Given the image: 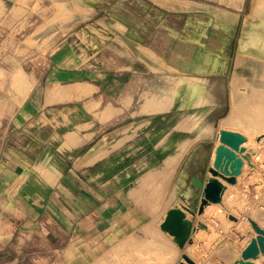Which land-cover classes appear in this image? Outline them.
<instances>
[{
  "label": "crops",
  "instance_id": "crops-1",
  "mask_svg": "<svg viewBox=\"0 0 264 264\" xmlns=\"http://www.w3.org/2000/svg\"><path fill=\"white\" fill-rule=\"evenodd\" d=\"M172 1L0 0V264H89L94 246L99 258H106L112 246L125 244L131 234L138 236L144 226L154 227L155 210L141 200L154 197L155 182L162 180L168 164L182 156L191 142L182 143L187 139L182 130L186 120L174 110L167 113L172 109L165 105L170 90L155 91L154 100L164 103L155 112L139 113V107L130 113L135 120L131 125L119 124L130 111L120 102L135 100L139 61L147 68L152 65L147 56L145 62L139 60V49L165 61V69L170 65L181 71L200 61L201 54L215 55V71L196 75L212 86L213 100H225L232 37L243 19L241 15L235 20V14L245 2L236 7L231 1L187 0L225 11L212 16L188 12L185 5L175 8ZM35 2L52 7V20L67 23L57 25L50 51L43 54L36 49L37 55L27 57L32 51L22 53V39L39 17L13 11ZM54 5L62 6V12H53ZM108 21L116 25L103 27L102 22ZM214 21L227 27L222 28V23L215 27ZM86 22L96 25L86 26ZM108 31L125 44L109 46ZM123 46L132 53L125 70ZM128 95L133 98L126 99ZM110 103L123 112L107 115ZM97 104L102 106L100 111L93 108ZM226 112L223 109L219 118ZM191 159L179 178L180 188L189 180ZM243 174L230 186V196ZM192 190H186L184 198H191ZM181 194L166 209L159 226L171 208L184 203ZM217 206H207L203 215L217 216ZM203 215L193 217L191 244L178 248L182 257L187 255L196 264L201 263L193 259L189 247H198L195 236L209 234ZM251 239L238 245L233 241V264ZM208 255H203L204 264H226L224 258Z\"/></svg>",
  "mask_w": 264,
  "mask_h": 264
},
{
  "label": "rangeland",
  "instance_id": "rangeland-1",
  "mask_svg": "<svg viewBox=\"0 0 264 264\" xmlns=\"http://www.w3.org/2000/svg\"><path fill=\"white\" fill-rule=\"evenodd\" d=\"M230 1L234 6L239 7L243 0H221V2H228L229 4ZM172 4H175L174 7L178 9H184L183 6L185 5V10L188 12L199 11L204 14L208 13L212 16H216V14H219L218 12L225 13L220 7H210L205 4H198V6L196 5L197 2L193 1L183 0L176 4L173 0ZM51 8L50 5L35 2L31 5H25L22 10L14 9L13 11L14 13L24 14L31 12L37 18L39 17L37 23L32 25V27H28L27 33L22 39H25V42H23L24 45L22 46L21 44L20 46L22 53L25 52V49L26 51L27 49L28 51H32L27 53V57L37 55L36 49L43 54L50 51L54 44L57 25L67 23L66 21H59L57 19L52 20V15H50ZM53 8V12H62V6L60 5H54ZM238 12L239 13L235 14V20L241 15L243 19L237 22V27L234 30V37H232L234 41L231 43L232 46L229 53L231 64L230 84L227 85V96H225V100L220 101L215 99L213 103L198 105L193 102L192 93L187 91L185 88L186 84L181 81L184 80L183 78L185 77H195L196 80L205 83L210 90L212 86L196 75V73L214 72V67L217 64V58L213 60L215 55L201 54L202 59L199 57V60H201L193 63L196 71L179 72L172 68L165 69L164 63H167L164 60L163 63L158 59H154L152 54L151 56L147 52L142 51L141 48L139 49L141 53L139 60L145 62L144 58L147 56L152 65L147 68V65L144 66L143 63L139 61V65L136 68L138 84L134 88L135 100L120 102L124 105V109L128 108L130 111L124 114L119 124L123 126L131 125V122L135 120L131 118L130 113L133 110L137 111L139 107V113L155 112V110H157L156 106L159 107L164 105V103L161 102L160 105H158L157 101L154 100L155 91L157 89L170 90V98L165 102V105L170 106L172 109L167 113L174 110L176 115L186 120L182 125V130L187 139L182 141V143L189 141L191 145L182 156L176 159V161L168 164L169 168L166 170L165 174L161 176L162 180L155 182L154 197L144 198V201L141 200V203L151 204V208L155 210L156 219L153 222V230L149 225L140 228L138 236L131 234V239L129 238L125 244L112 246L108 249L106 258L104 256L99 258L98 247L94 246L95 248L92 251L89 264H178L180 260L184 262L181 256L182 253L179 251L178 247L170 242L168 234H165L160 229L159 221L166 209L178 201L177 194L182 192L181 196L187 197L185 194L186 190L194 186L190 181L189 186L192 187L188 186V181L185 182L181 188L178 186L179 178L186 168L187 161L192 157L195 151H199V156L201 155L200 157L202 158L198 166L194 168L192 177H207L208 168L210 165L213 166L212 159L210 161L209 156L211 151L215 149L219 143V132L228 129L242 134L243 129H239L234 125L239 122L242 126L255 123L254 127L249 125V128H254V144H257L259 141L264 142V0H259L255 2V4L253 0H245L243 8ZM32 23L34 22H30L29 24ZM83 23L84 22H76V25L79 24L84 26L85 24ZM90 23L96 25L95 22H86V26ZM102 23L103 27L106 24L110 29L112 26L116 25L114 21ZM213 23H215L216 27L218 23L219 25H221V23L224 25L223 23L225 22L214 21ZM120 27H118V25L116 26L117 29H120ZM226 27V24L224 27L222 26V28ZM121 29H123V27H121ZM110 31H108L109 37H107V39L109 41L107 44L109 46L113 44L119 45V41L121 42V40L116 36L117 34L114 31ZM224 32H230V29L229 31L224 30ZM123 39L127 41L124 37ZM121 43L125 44L124 42ZM123 48L120 55L123 57V68L125 70L126 63L130 65L132 53L127 51L128 47L123 46ZM187 49H189V46ZM133 55L135 56L136 54ZM13 57L14 54H10L8 59L12 60ZM238 61L240 63L237 66ZM145 70L153 79L147 77ZM210 92L212 93L211 90ZM185 93H187V96ZM129 97H132V95H128L126 99ZM117 105L121 107V104ZM93 108H97L100 111L102 106L100 108V105L97 104L94 105ZM179 108L184 111H178ZM225 108H227V112L222 118H219V116L223 114V109ZM122 112L123 109L117 107L113 108L111 103L105 108V113L110 117ZM103 119L110 120L108 117ZM258 147L260 148H256L257 156L251 160L252 164H254V168L249 169L248 172L247 170L244 172L238 186L232 189L231 196L230 189L228 190L223 205H218L215 209L217 216L211 213L203 215L202 221L209 226V234L203 232L204 237L200 239L199 235L195 236L194 241L196 240L195 242L198 247H189L190 254L197 262L204 264L205 257L203 258V255H207L208 257V254H214L216 258H224V263L233 264V261L228 257V249H230V247L233 248V241H236L237 245L241 240H246V242L249 241L253 232L249 222V214L251 215L254 211H257L256 214L258 216L264 217V143ZM213 153L214 150L212 154ZM185 188L187 189L184 191L183 189ZM185 199L189 201L190 198ZM230 214H233L232 216L236 218L235 222L240 220L237 225L230 220ZM261 260L264 264V259Z\"/></svg>",
  "mask_w": 264,
  "mask_h": 264
},
{
  "label": "water",
  "instance_id": "water-1",
  "mask_svg": "<svg viewBox=\"0 0 264 264\" xmlns=\"http://www.w3.org/2000/svg\"><path fill=\"white\" fill-rule=\"evenodd\" d=\"M220 145L216 147L213 166L210 165L208 171L211 177L193 178L192 183L196 187L194 195L187 201L182 196L184 202L179 207L171 208L166 215L160 228L173 238L174 243L179 249H184L186 245L191 244V238L194 233L193 217L203 215L205 208L210 204H219L222 202L226 186L222 180L230 185L238 183V177L242 174L245 160H249V154L246 153V139L239 133L222 130L219 132ZM214 150V149H213ZM209 160L211 161L212 152ZM194 187V188H195ZM191 218H189V216ZM230 220L236 221L234 216ZM255 236L251 239L248 246L242 251L234 264H254L253 260L264 256V229L254 220H249ZM200 228H206L200 224ZM184 262L181 264H196L189 256H183Z\"/></svg>",
  "mask_w": 264,
  "mask_h": 264
},
{
  "label": "bare ground",
  "instance_id": "bare-ground-1",
  "mask_svg": "<svg viewBox=\"0 0 264 264\" xmlns=\"http://www.w3.org/2000/svg\"><path fill=\"white\" fill-rule=\"evenodd\" d=\"M257 1H259V0H253V2H254V4H255V2H257ZM259 3V2H258ZM257 4V3H256ZM254 8V7H253ZM45 11V10H44ZM256 11V10H255ZM243 52V51H242ZM241 53V52H240ZM244 53V52H243ZM207 60H208V58H207ZM204 61V60H203ZM207 62V61H206ZM190 63V62H189ZM189 63H188V66H189ZM208 63V62H207ZM239 61H238V63H237V66L239 65ZM169 68H172V69H174V70H177V71H179V72H191V71H196V68H195V66L193 65V63H192V65H191V67H190V69H188L187 71L186 70H184V71H181V70H179L178 68H176V67H173V66H170L169 65ZM205 69V68H204ZM203 69V70H204ZM205 71V70H204ZM201 72V71H200ZM207 72V71H206ZM198 73V72H197ZM204 73V72H203ZM182 74V73H181ZM187 74V73H186ZM186 76V75H185ZM263 78V77H262ZM261 78V79H262ZM184 80H182L185 84H186V86H185V88L187 89V91H190L191 93H192V98H193V102L194 103H196V104H198V105H206V104H210V103H213V95H212V93L210 92V90L208 89V87H207V85H205V83H202V82H200L199 80H196V78L195 77H185V78H183ZM17 89V88H16ZM23 94V93H22ZM264 112V111H263ZM259 122V121H258ZM236 127H238L239 129H243L242 130V134H244V135H242V136H244L245 137V139H246V143H245V148H246V153L245 154H249L250 156H249V160L247 161V160H245V165H244V171L243 172H245L246 170H247V172H248V170L249 169H252V168H254V164H252V162H251V160L254 158V157H256L257 156V151H256V148L258 149V148H260V147H258V146H260V145H262V143H264V142H262V141H259L257 144H254V141H253V138H254V133L255 132H253L254 131V128H249L250 126L251 127H254L255 126V123H251V124H249V125H244V126H242V124H240V122L239 123H237V124H234ZM246 128V129H244V128ZM237 128V129H238ZM219 145H220V142H219ZM212 162H213V159H215V153H213V155H212ZM199 160V151H196L194 154H193V156H192V159H191V162H190V164L187 166V176L190 178V176H191V174H192V170H193V168H194V166L196 165V163H197V161ZM209 173V172H208ZM209 175L211 176V174L209 173ZM222 183L226 186V190H225V193H224V195H223V198H222V202L221 203H219V204H215V205H223V201L225 200V197L227 196V193H228V190L230 189V186H234V185H230V184H228L227 182H225V181H223L222 180ZM194 191L195 190H192V194L194 195ZM211 205V204H210ZM210 205H208V206H210ZM254 209V208H253ZM254 211V210H253ZM257 211L255 212L254 211V213H252L250 216H248L249 217V219H251V220H254L255 222H257L263 229H264V217H262V216H258L257 214ZM230 215H232V214H230ZM189 216V215H188ZM233 222H235V221H233ZM240 222V220H238L237 222H235V224L237 225L238 223ZM255 236V232L253 231L252 232V235L250 236V238H253ZM250 238H249V240H250ZM229 250V255H228V257L230 258V253L231 254H233V253H235L236 251H234V249L233 248H231L230 247V249H228ZM238 254H237V258L238 257H240V251L239 252H237ZM235 255V254H234ZM234 255H233V259H234ZM232 259V258H231ZM261 259H264V256H260L258 259H256V260H253V263L254 264H263V261L261 260ZM236 260V259H235Z\"/></svg>",
  "mask_w": 264,
  "mask_h": 264
},
{
  "label": "flooded vegetation",
  "instance_id": "flooded-vegetation-1",
  "mask_svg": "<svg viewBox=\"0 0 264 264\" xmlns=\"http://www.w3.org/2000/svg\"><path fill=\"white\" fill-rule=\"evenodd\" d=\"M201 156V155H200ZM199 156V160L197 161V163H196V165L194 166V168H196L197 166H198V164H199V162H200V160H201V158L202 157H200ZM194 168H193V170H192V174H193V171H194ZM192 174H191V176H190V178H189V180H188V184H189V181L192 183V179L193 178H198V179H201L199 176H194V177H192ZM193 184V183H192ZM189 187H191V186H189ZM193 188H194V186H193ZM195 189V188H194Z\"/></svg>",
  "mask_w": 264,
  "mask_h": 264
}]
</instances>
